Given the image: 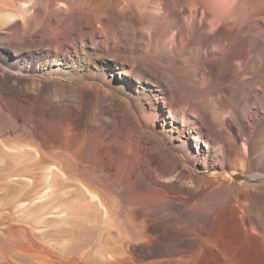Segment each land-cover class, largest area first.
Listing matches in <instances>:
<instances>
[{
  "label": "bare ground",
  "instance_id": "bare-ground-1",
  "mask_svg": "<svg viewBox=\"0 0 264 264\" xmlns=\"http://www.w3.org/2000/svg\"><path fill=\"white\" fill-rule=\"evenodd\" d=\"M225 169L264 177V0H0V264H264Z\"/></svg>",
  "mask_w": 264,
  "mask_h": 264
},
{
  "label": "rangeland",
  "instance_id": "rangeland-1",
  "mask_svg": "<svg viewBox=\"0 0 264 264\" xmlns=\"http://www.w3.org/2000/svg\"><path fill=\"white\" fill-rule=\"evenodd\" d=\"M239 170H231V169H225L223 170V172L225 173V175L228 178V182H233L236 181L238 183L241 184H245V183H249V182H253V181H264V177L261 178H252L250 175L245 174V173H240L238 174ZM222 172V171H221ZM224 181L223 178H221L220 182Z\"/></svg>",
  "mask_w": 264,
  "mask_h": 264
}]
</instances>
